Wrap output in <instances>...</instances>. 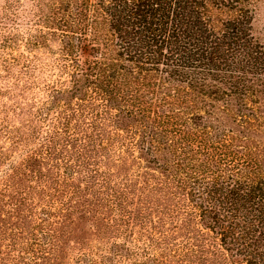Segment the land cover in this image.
I'll return each mask as SVG.
<instances>
[{
    "label": "trees",
    "instance_id": "16d2710c",
    "mask_svg": "<svg viewBox=\"0 0 264 264\" xmlns=\"http://www.w3.org/2000/svg\"><path fill=\"white\" fill-rule=\"evenodd\" d=\"M237 1L53 4L50 36L58 40V70L70 87L61 80L53 89L36 84L46 100L34 104V97L29 112L38 105L35 114L43 123L46 111H59L61 117L44 133L47 143L61 132L74 139L71 122L86 119L97 127L108 121L117 143L140 149V158L163 170L184 214L212 239V250L231 264H264V46L254 39L251 19L236 9ZM216 3L240 13L220 31L210 24V4ZM31 37L28 44L37 45L45 35ZM87 50L89 58L81 62L80 52ZM4 61L9 68L18 63ZM21 63L23 71L29 68L27 58ZM64 95L72 101L60 103ZM10 135L1 138L17 143ZM121 192L117 203L124 200ZM174 254L181 264H200L197 255L204 253L183 245L168 257ZM165 257L154 252L136 262L166 264Z\"/></svg>",
    "mask_w": 264,
    "mask_h": 264
},
{
    "label": "rangeland",
    "instance_id": "374dc122",
    "mask_svg": "<svg viewBox=\"0 0 264 264\" xmlns=\"http://www.w3.org/2000/svg\"><path fill=\"white\" fill-rule=\"evenodd\" d=\"M66 1L0 0V264H134L154 252L163 253L166 264H181L177 254H168L183 245L204 253L197 255L200 264H231L212 250L207 232L184 214L182 199L163 170L140 158V149L117 143L108 121L97 127L86 119L71 122L74 139L61 132L43 142L59 111H46L48 122L41 123L35 114L38 105L33 112L29 105L34 97V104L46 100L36 84L45 82L53 89L61 80L70 87L58 70V43L50 36L53 4L64 6ZM237 2L236 9L251 19L254 39L264 46V0ZM237 10L210 4L211 27L220 31L240 14ZM34 35L45 38L28 44ZM22 56L28 60L25 71ZM80 56L83 62L89 50ZM3 58L18 63L9 68ZM57 90L63 89L58 85ZM72 99L64 95L59 101ZM8 132L18 137L17 143L1 138ZM117 191L124 194L120 203Z\"/></svg>",
    "mask_w": 264,
    "mask_h": 264
}]
</instances>
